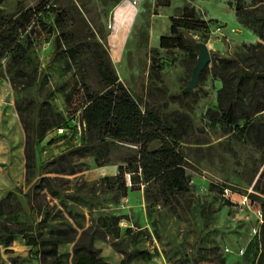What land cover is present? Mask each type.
<instances>
[{"label": "rangeland", "instance_id": "1", "mask_svg": "<svg viewBox=\"0 0 264 264\" xmlns=\"http://www.w3.org/2000/svg\"><path fill=\"white\" fill-rule=\"evenodd\" d=\"M20 5L34 10L27 31L42 32L31 48L32 59L20 68L38 67L39 77L40 66L51 65L48 84L41 88L30 76L9 70V54L0 61V264H77L76 247L89 245L104 264H257L264 195H249L264 169V153L251 134L220 121L224 83L213 61L192 91L184 88L198 60V43L226 56L252 55L247 47L264 43L235 12L240 5L264 15V0H0L4 15ZM193 9L205 21L198 29H184L194 46L160 47V38L171 36V16ZM56 11L73 18L66 26L70 37L95 35L144 111L164 116L183 134L190 188L181 201L150 209L143 186L131 187L128 179L127 195L115 202L102 181L109 174L94 156L73 159L74 172L67 161L61 165L56 159L82 141L79 113L69 114L80 102L75 92L81 83ZM82 68L91 89L100 90L94 61L86 57ZM51 87L49 99L66 121L40 140L37 165L28 169L26 151H19L24 143L26 149V131L17 104L24 116L33 115L28 100L43 99ZM160 145L155 141L150 149ZM29 236L38 244H28ZM60 239L58 253H50Z\"/></svg>", "mask_w": 264, "mask_h": 264}, {"label": "trees", "instance_id": "2", "mask_svg": "<svg viewBox=\"0 0 264 264\" xmlns=\"http://www.w3.org/2000/svg\"><path fill=\"white\" fill-rule=\"evenodd\" d=\"M169 5V2H167ZM189 11L187 8L184 11ZM49 11V10H48ZM57 12V11H56ZM237 17L251 27L264 42V15L255 14L243 6L236 5ZM57 27L66 44V52L80 80V88L76 95H81L76 108L69 114L79 113L82 126V141L56 157L62 165L69 164L74 172L73 159L94 156L97 166L117 165L118 172L102 178L115 202L125 197L131 187L143 186L148 207L167 206L181 198L189 191V180L186 171L187 160L184 154L183 134L164 116L152 109L144 111L126 86L119 80L110 55L94 34L70 37L66 32L69 21H73L67 12H57ZM34 16L33 8L18 6L17 11L4 15L0 8V61L11 56L9 70L16 75H28L32 81L43 86L48 84L47 68L51 62L41 65L40 76L38 67L32 72L20 68V63L32 59L31 48L42 32H28L27 28ZM171 36L160 38V47H180L190 49L195 39L186 35L184 29H198L205 21L196 15L195 10L188 14L171 16ZM44 30L46 23H42ZM191 44V45H190ZM251 55L226 56L216 51L212 53L213 68L220 73L224 87L219 95L221 116L220 121L231 128L251 134L254 145L264 153V115L257 116L264 110V43L247 47ZM56 56L53 53L52 59ZM86 57L96 65L101 89L93 91L83 71L82 62ZM155 61V60H154ZM49 88L43 99L28 100L32 107L28 117L24 116V108L17 104L24 129L26 131V158L28 169L37 165L36 146L44 135L55 127H61L66 115L49 99L54 94ZM160 141L161 145L154 150L150 145ZM65 170V169H64ZM254 192L249 196L264 195V169L253 186ZM263 223L260 227L261 250L257 264H264V198L260 203ZM151 213V212H150ZM7 237L12 238L14 232L6 229ZM23 234V232H21ZM56 241L50 253H58ZM10 243V239L6 244ZM28 244L37 245L38 239L29 236ZM129 253L127 256L129 257ZM77 264H104L99 251L93 246L76 247ZM122 264H126V260Z\"/></svg>", "mask_w": 264, "mask_h": 264}, {"label": "water", "instance_id": "3", "mask_svg": "<svg viewBox=\"0 0 264 264\" xmlns=\"http://www.w3.org/2000/svg\"><path fill=\"white\" fill-rule=\"evenodd\" d=\"M199 48V55L196 66L192 73L191 79L189 80L188 85L184 88V92L192 91L197 84L199 83L200 76L202 72L210 65L212 62V53L208 48L206 43L200 42L197 44ZM10 99V96L7 98Z\"/></svg>", "mask_w": 264, "mask_h": 264}, {"label": "crops", "instance_id": "4", "mask_svg": "<svg viewBox=\"0 0 264 264\" xmlns=\"http://www.w3.org/2000/svg\"><path fill=\"white\" fill-rule=\"evenodd\" d=\"M19 151H20V153L22 152V154H24V151H25V143H24V146L23 147H21V146L19 147ZM99 168L105 169V171H106L105 174H109V175H114V174H116L118 172L117 165H106V166H102V167H99Z\"/></svg>", "mask_w": 264, "mask_h": 264}, {"label": "built area", "instance_id": "5", "mask_svg": "<svg viewBox=\"0 0 264 264\" xmlns=\"http://www.w3.org/2000/svg\"><path fill=\"white\" fill-rule=\"evenodd\" d=\"M220 30H221V27H218V28H217V31H220Z\"/></svg>", "mask_w": 264, "mask_h": 264}, {"label": "bare ground", "instance_id": "6", "mask_svg": "<svg viewBox=\"0 0 264 264\" xmlns=\"http://www.w3.org/2000/svg\"><path fill=\"white\" fill-rule=\"evenodd\" d=\"M207 46H208V48H209L210 45H207ZM209 49H210V48H209Z\"/></svg>", "mask_w": 264, "mask_h": 264}]
</instances>
